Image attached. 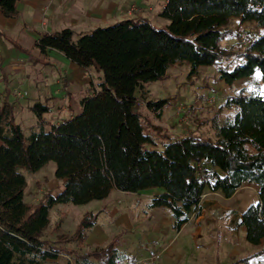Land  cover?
<instances>
[{
	"label": "trees",
	"instance_id": "obj_1",
	"mask_svg": "<svg viewBox=\"0 0 264 264\" xmlns=\"http://www.w3.org/2000/svg\"><path fill=\"white\" fill-rule=\"evenodd\" d=\"M17 2L0 0L1 12L15 17ZM161 15L170 20L167 28L146 17H128L77 40L70 28L37 40L41 52L56 49L76 64L102 72V80L82 98L80 111L58 124L47 126L44 115L50 107L36 102L32 111L38 124L28 136L17 122L14 104L0 103V264H47L62 255L71 258V264L122 262L114 242L81 250L63 247L60 239L42 234L56 204L103 199L113 188L125 192L163 188L149 206L169 208L173 227L180 230L207 190L232 197L244 185L256 184L259 200L248 206L240 222L249 242L262 243L264 92L242 89L230 94L223 106L235 111L212 119L214 138L197 132L162 133L167 142L160 150L147 146L155 144V137L146 132L149 127L137 108L136 91L161 115L170 99H148L147 83L166 78L169 68L183 61L190 62L191 73L202 65L216 66L220 79L229 85L257 71L264 81V0H167ZM233 17L258 30L255 40L237 51L222 43L238 34L228 27ZM49 161L56 163L55 174L64 188L36 203L26 202V179L19 168L36 172ZM96 224L97 215L85 213L64 241L84 244ZM261 256L264 248L231 264Z\"/></svg>",
	"mask_w": 264,
	"mask_h": 264
},
{
	"label": "rangeland",
	"instance_id": "obj_2",
	"mask_svg": "<svg viewBox=\"0 0 264 264\" xmlns=\"http://www.w3.org/2000/svg\"><path fill=\"white\" fill-rule=\"evenodd\" d=\"M88 1L93 4L92 8L89 7L91 13L88 15L81 13L79 8L65 7L63 11L59 9L55 16L47 17L44 25L28 21V25L25 26L21 18H8L0 12V31L3 32L0 34V55L7 54L10 49L17 51L15 41L31 48L43 34L56 33L64 28L72 29L73 39L77 40L82 34L90 33L99 26L110 25L128 17H146L160 28H167L170 23L168 18L161 15L166 0ZM93 8L98 13L93 11ZM47 13L49 16L51 10ZM228 27L238 34H233L222 43L233 51L246 47L241 42V33L258 34L253 23L241 22L238 17L231 18ZM57 53L60 52L58 50L48 52L40 61L36 58L30 59L33 64H37L34 79L42 78L45 81V90L34 93L37 95L35 101H41L50 107V111L44 115V119L48 121L45 122L47 126L61 118L62 114L68 118L70 112L78 113L82 98L90 96L102 80V72L75 64L64 54L58 57ZM38 68L41 74L38 73ZM65 70L69 80H72L70 76L76 75L75 78L78 77L80 81L65 84L62 79ZM57 79L60 80V85L57 84ZM58 86H61L62 90L67 87L68 92L64 94L66 100L60 105L62 97L54 99L51 96ZM20 88L29 89V86ZM147 88L150 91L148 99H170L159 115L147 106L140 91H136L139 99L137 108L144 114L150 130L146 132H151L155 137V144L147 146L161 150L167 142L162 138V133L184 135L197 132L214 138L212 119L215 116L224 119L233 115L235 111L234 108L223 106L226 98L242 89L247 92H264V81L262 74L257 71L253 76L229 85L220 79L216 66L202 65L197 73H191L190 62L183 61L173 64L166 78L148 82ZM209 98L212 100L209 101ZM63 104L68 105L67 111L60 113L58 110L62 109ZM179 106L186 109L184 113L186 120H180L177 114ZM16 118L27 136L38 124V118L31 108H24L19 112L16 110ZM154 126L159 127V130L154 129ZM19 171L26 179L24 195L26 202L36 203L47 194L56 195L64 188L63 180L55 174L54 161H49L36 172H29L24 167H20ZM161 192L163 188L160 187L138 192H125L113 188L103 199L83 204H56L50 211L49 225L42 234L53 240L60 239L59 245L63 247H78L81 250H92L96 248L95 244L106 246L114 242L123 255V261L118 264H131L135 258L147 256L151 248L163 250L159 261L162 264H231L264 248V239L261 244L248 241L246 229L240 222L248 206L259 200L257 185L246 184L232 197H225L220 191L207 190L202 197L203 204L194 213L196 217L199 213L205 214L201 225L192 222L181 231L166 223L167 219L173 220L169 208L162 207L168 211L169 218L165 221L156 219L153 214L157 211L155 209L162 208H151L149 204L152 197ZM85 213L97 215V225L93 233L99 240H89L80 246L74 242H65L64 240L74 233ZM46 263L71 264V260L62 255L57 260H49ZM240 264H264V257H254L248 263Z\"/></svg>",
	"mask_w": 264,
	"mask_h": 264
},
{
	"label": "crops",
	"instance_id": "obj_3",
	"mask_svg": "<svg viewBox=\"0 0 264 264\" xmlns=\"http://www.w3.org/2000/svg\"><path fill=\"white\" fill-rule=\"evenodd\" d=\"M87 1L88 0H18L17 15L15 17H8V18H21L25 26L28 25V21L40 22L42 23V25H44L46 23L47 17L51 18V16H55V14L58 13L59 9L63 11L65 7L79 8L81 13H83L84 15L86 14L88 15L89 12L91 13V10L89 11V7L92 8L93 4H90L89 1L88 2ZM99 8L100 7H97V9ZM49 10H51V13L48 16L47 12ZM93 11L97 12V10L95 9ZM0 34H3V32L0 31ZM36 42H35L34 47L29 48L19 43L18 41H15L14 46L17 48V51H13L12 49H10L8 50L7 54L0 55V103L4 101H9L10 103L14 104L15 111L18 110V112L24 108L32 109V106L36 102H38V101H35L37 97L35 93H38V91H43V89L45 90L44 88L45 81L42 78L34 79V73H35V68L37 67V64H33L30 61V59L36 58L40 61L46 54H48V52H52L56 50V49H48L46 52L43 53L41 52L39 47L36 45ZM62 55L63 53L61 52L57 53L58 57ZM74 68L76 69L77 67H74ZM37 70H38V73L41 74V72L39 71V68ZM75 76L76 75L70 76L72 80H69L68 78L69 75L67 71L65 70L64 75H62V79L64 80L65 84H67V82H70V81H71V84L75 82H79L80 80L78 79V77L75 78ZM56 82L58 85H60L59 79H57ZM23 86L24 87L29 86V89L25 88L24 90H22L20 87H23ZM16 87L20 88L25 93L24 98L19 99V100L15 99L13 89ZM66 88H63L62 90L61 86H58L56 89V92L54 93L52 92L51 96L54 99H59V97H62L61 103H59V105L62 104L64 100H66V96L64 95L65 93H68ZM67 106L68 105L63 104L62 109H59L58 112L63 113L67 111ZM80 109H81V106L79 108V111ZM74 114L76 113L70 112L69 117H72ZM65 118L67 117H64L62 114L61 118H57V120L54 123L58 124ZM203 200L204 199L201 200V204H203L202 203ZM155 210L157 211H154L153 214L156 216V219L165 221V219L169 218L168 211H166L167 209L162 208V209H155ZM194 217H195V220H194ZM204 217H205V214L203 212L198 214L197 217L194 216V213H193L189 221L183 224L180 230L178 231L183 230L185 227H187L192 222H196L198 225H201L200 222L204 219ZM172 219L173 220L167 219L166 223H170L173 225L174 223L173 215H172ZM96 225L89 231V234H88V237L85 243H88L89 240H93V241L99 240V239H96L95 237L96 234L93 233L96 228ZM95 243H100V242H95ZM95 245H97L96 248L103 247L100 244H95ZM134 261L131 264H133ZM159 264H162V263H159Z\"/></svg>",
	"mask_w": 264,
	"mask_h": 264
},
{
	"label": "built area",
	"instance_id": "obj_4",
	"mask_svg": "<svg viewBox=\"0 0 264 264\" xmlns=\"http://www.w3.org/2000/svg\"><path fill=\"white\" fill-rule=\"evenodd\" d=\"M257 37V34L255 33H248L243 32L240 35L241 42L243 45H249L255 38ZM14 97L16 100H19L25 96V93L18 87L13 89ZM212 98H209V101H211ZM186 112V109L182 106L178 107L177 114L180 116V120L184 119L186 120V116L184 113ZM163 250H158L155 248H151L148 250V254L145 257L138 258L134 261L133 264H159V261L162 257ZM69 258V257H68ZM71 260V258H69Z\"/></svg>",
	"mask_w": 264,
	"mask_h": 264
}]
</instances>
